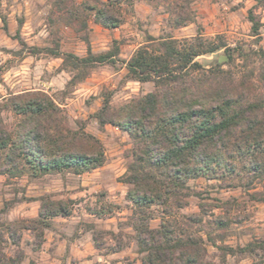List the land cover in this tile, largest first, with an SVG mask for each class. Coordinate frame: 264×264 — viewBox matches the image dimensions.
Masks as SVG:
<instances>
[{
    "label": "trees",
    "instance_id": "16d2710c",
    "mask_svg": "<svg viewBox=\"0 0 264 264\" xmlns=\"http://www.w3.org/2000/svg\"><path fill=\"white\" fill-rule=\"evenodd\" d=\"M122 1L53 0L52 6L66 15V25L78 31L88 30L90 18L102 28L113 29L123 22ZM172 3L169 13L173 26H185L190 21L183 16L186 0ZM247 19L252 34L257 35L260 24L252 10H248ZM85 42L86 55L82 57L62 52L58 43L28 51L61 58V69L74 72L67 82L70 86L85 79L95 66L120 61L116 40L100 53L92 52L87 39ZM22 46L26 47L23 42ZM218 50L224 51L228 63L236 59L256 61L257 72L235 74L221 64L205 66L196 60ZM123 64L126 80L151 81L154 90L115 110L109 103L110 93H106L94 117L99 125L110 124L126 132L134 142L132 160L119 181L129 185L126 200L133 207L129 226L141 255L140 264H203V238L178 224L174 209L184 205L190 179L240 177L248 190L255 183H264V49L230 48L221 39L206 40L199 35L182 41L149 36ZM2 111L11 112L16 121L11 125L0 121V174L8 178L82 174L103 165L105 152L100 140L82 125L71 128L49 94L39 90L9 93L0 104ZM250 198L264 203V194H250ZM152 206L161 207L164 214L157 228L149 226ZM39 208L38 217L28 227L0 224V264H20V257H10L2 249L7 239L13 245L19 241L16 227L30 229L39 244L52 217L70 214L63 201L41 198ZM107 208L110 211L113 206L108 204ZM183 221L201 225L203 218L185 216ZM215 222L223 225L221 220ZM205 235L214 244L210 234ZM224 249L235 254L251 247Z\"/></svg>",
    "mask_w": 264,
    "mask_h": 264
},
{
    "label": "rangeland",
    "instance_id": "374dc122",
    "mask_svg": "<svg viewBox=\"0 0 264 264\" xmlns=\"http://www.w3.org/2000/svg\"><path fill=\"white\" fill-rule=\"evenodd\" d=\"M172 1L124 0L121 25L105 29L90 18L88 30L78 31L64 23L66 15L52 6L53 0H0V104L9 93L43 91L62 108L71 128L84 126L100 140L105 152L101 167L82 174H23L12 178L0 174V224L32 225L41 198L63 201L70 209L69 215L50 219L39 244L30 229L16 227L19 241L13 245L7 239L2 249L10 257H20V264H140L141 255L129 226L133 208L126 200L129 185L119 181L132 160L134 142L126 132L110 124L99 125L95 119L104 94L110 93L109 103L115 110L154 90L151 81L124 78L123 62L146 44L149 36L182 41L199 35L206 40L221 39L230 48L264 49V0H186L183 16L190 21L181 27L173 26L169 13L174 7ZM248 10L260 24L257 35L251 32ZM85 39L94 53L107 51L116 40L120 61L97 65L85 79L70 86L67 82L74 72L61 69V58L28 51L32 47L52 48L58 43L62 52L82 57L86 55ZM196 60L205 66L221 64L235 74L257 72L259 67L256 61L241 59L228 63L223 50ZM0 121L11 125L16 118L2 111ZM243 180L187 181L189 193L183 197L184 205L174 209V217L188 233L203 238V264H264V203L250 198V194H264V183H255L248 190L242 186ZM6 203L10 205L5 207ZM108 204L113 206L110 211ZM94 211L102 213L94 215ZM151 211L149 226L157 228L164 219L162 208L152 206ZM199 215L203 218L201 225L183 221L185 216ZM216 220L223 225H217ZM206 233L214 244L206 239ZM247 246L251 249L235 254L224 249Z\"/></svg>",
    "mask_w": 264,
    "mask_h": 264
}]
</instances>
